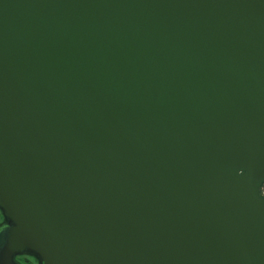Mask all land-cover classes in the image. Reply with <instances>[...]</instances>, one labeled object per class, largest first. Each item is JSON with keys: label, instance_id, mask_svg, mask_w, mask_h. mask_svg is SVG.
I'll return each instance as SVG.
<instances>
[{"label": "water", "instance_id": "obj_1", "mask_svg": "<svg viewBox=\"0 0 264 264\" xmlns=\"http://www.w3.org/2000/svg\"><path fill=\"white\" fill-rule=\"evenodd\" d=\"M264 0H0V264H264Z\"/></svg>", "mask_w": 264, "mask_h": 264}, {"label": "rangeland", "instance_id": "obj_2", "mask_svg": "<svg viewBox=\"0 0 264 264\" xmlns=\"http://www.w3.org/2000/svg\"><path fill=\"white\" fill-rule=\"evenodd\" d=\"M264 191V186H263ZM4 222V216L0 217V223ZM25 264H40L39 259L36 256H26L25 259H21Z\"/></svg>", "mask_w": 264, "mask_h": 264}, {"label": "flooded vegetation", "instance_id": "obj_3", "mask_svg": "<svg viewBox=\"0 0 264 264\" xmlns=\"http://www.w3.org/2000/svg\"><path fill=\"white\" fill-rule=\"evenodd\" d=\"M34 256L33 254H23V255H19L18 257H17V259L19 260V262L21 263V264H25L21 259L22 258H24L25 259V257L26 256ZM40 262V261H39Z\"/></svg>", "mask_w": 264, "mask_h": 264}, {"label": "trees", "instance_id": "obj_4", "mask_svg": "<svg viewBox=\"0 0 264 264\" xmlns=\"http://www.w3.org/2000/svg\"><path fill=\"white\" fill-rule=\"evenodd\" d=\"M2 215H3V213H2V211H1V209H0V217H2ZM0 224H1V223H0ZM4 228H5V226L0 227V232H1Z\"/></svg>", "mask_w": 264, "mask_h": 264}]
</instances>
